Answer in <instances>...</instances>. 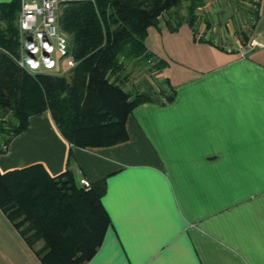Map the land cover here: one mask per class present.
Segmentation results:
<instances>
[{
    "label": "crops",
    "instance_id": "1",
    "mask_svg": "<svg viewBox=\"0 0 264 264\" xmlns=\"http://www.w3.org/2000/svg\"><path fill=\"white\" fill-rule=\"evenodd\" d=\"M234 1L205 0L197 34L149 29L166 66L134 80L152 100L129 115L128 141L73 146L45 112L0 154L1 173L42 165L71 169L79 186L106 180L110 225L85 264H264V0L251 22ZM0 264H42L1 209Z\"/></svg>",
    "mask_w": 264,
    "mask_h": 264
},
{
    "label": "trees",
    "instance_id": "2",
    "mask_svg": "<svg viewBox=\"0 0 264 264\" xmlns=\"http://www.w3.org/2000/svg\"><path fill=\"white\" fill-rule=\"evenodd\" d=\"M204 2L95 0L70 4L61 25L70 36L76 66L63 76L31 74L18 65L14 57L21 2L14 0L8 9L0 10V154L27 130L31 117L45 112H50L73 146L99 148L128 141L129 115L152 100L127 89L134 82L135 65L147 64L153 70L166 66L146 46L149 29L165 23L177 31L188 23L197 34L198 9ZM174 96L168 93L167 101ZM105 193V179L86 189L69 168L58 177L42 165L0 172V209L42 264H85L95 255L110 225L102 202Z\"/></svg>",
    "mask_w": 264,
    "mask_h": 264
},
{
    "label": "built area",
    "instance_id": "3",
    "mask_svg": "<svg viewBox=\"0 0 264 264\" xmlns=\"http://www.w3.org/2000/svg\"><path fill=\"white\" fill-rule=\"evenodd\" d=\"M85 1L95 0H20V49L14 59L22 69L31 74L63 76L76 66L71 55L70 36L62 30V9ZM257 4L255 0V7ZM259 44L256 40L251 42V46ZM81 186L89 189L91 182L82 178Z\"/></svg>",
    "mask_w": 264,
    "mask_h": 264
},
{
    "label": "rangeland",
    "instance_id": "4",
    "mask_svg": "<svg viewBox=\"0 0 264 264\" xmlns=\"http://www.w3.org/2000/svg\"><path fill=\"white\" fill-rule=\"evenodd\" d=\"M249 3V4H248ZM251 4V5H250ZM244 5V8H246V9H250L249 11H250V22L251 21H255L256 20V14H257V9H258V6L257 7H255V1L254 0H242L241 2H239V1H234V3L232 4V7H231V9H232V13H234L235 15L236 14H238V12H240L241 13V10H240V8H241V6H243ZM67 7H69V5H67V6H64L63 7V9H62V16H63V14H64V11H65V9L67 8ZM250 7V8H249ZM244 10V9H243ZM198 11H200V9H198ZM245 11V10H244ZM181 13L183 14V15H185L186 14V11L185 10H182L181 11ZM241 34H243V33H241ZM244 36V35H243ZM238 37V39H240L239 38V36H237V35H235L234 36V38H237ZM71 42V41H70ZM19 49H20V41H19V45H18V49H17V54H15V56H17L18 55V53H19ZM136 67L133 69L134 70V72H135V77H134V80L136 79V77L139 75V74H141L142 72H146V71H148V69H149V66L146 64L145 66L144 65H142V64H138V65H135ZM69 73V71H67V73L65 74V75H67ZM130 90H135V88L133 87V85H130ZM165 102H168L167 101V99L165 100Z\"/></svg>",
    "mask_w": 264,
    "mask_h": 264
}]
</instances>
